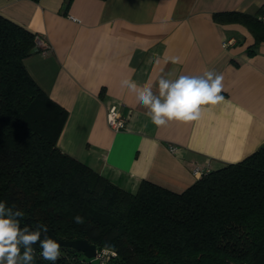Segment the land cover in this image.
Returning <instances> with one entry per match:
<instances>
[{
	"label": "crops",
	"instance_id": "1",
	"mask_svg": "<svg viewBox=\"0 0 264 264\" xmlns=\"http://www.w3.org/2000/svg\"><path fill=\"white\" fill-rule=\"evenodd\" d=\"M262 6L264 0H0V14L49 46L24 63L67 111L61 151L128 191L148 179L180 192L264 142V42L255 44L246 25L213 16L255 14ZM206 70L223 76V100L202 106L197 121L157 127L136 94L121 86L130 78L158 95L162 76ZM113 103L129 111L125 129L107 124Z\"/></svg>",
	"mask_w": 264,
	"mask_h": 264
},
{
	"label": "trees",
	"instance_id": "2",
	"mask_svg": "<svg viewBox=\"0 0 264 264\" xmlns=\"http://www.w3.org/2000/svg\"><path fill=\"white\" fill-rule=\"evenodd\" d=\"M262 7L213 16L246 25L257 44L264 42L256 17ZM37 37L0 14V201L25 213L21 226L44 224L61 239H86L99 251L113 245L117 255L107 264H264V142L180 192L148 179L134 192L123 189L58 148L67 111L24 63L38 51ZM76 215L82 225L73 222ZM34 247V264H51ZM88 262L99 264L61 246L55 264Z\"/></svg>",
	"mask_w": 264,
	"mask_h": 264
},
{
	"label": "clouds",
	"instance_id": "3",
	"mask_svg": "<svg viewBox=\"0 0 264 264\" xmlns=\"http://www.w3.org/2000/svg\"><path fill=\"white\" fill-rule=\"evenodd\" d=\"M173 63H180V57H173ZM223 76L212 70L202 75H181L176 79L163 76L158 81V95H154L152 86L146 83L138 85L130 78L121 81V86L136 94L137 101L148 111L147 115L157 127L166 126L171 121L191 122L201 117L202 106L216 105L223 100ZM25 213L15 205L8 206L0 201V264H34L36 249L39 245L40 257L55 264L60 257V243L47 235L48 228L37 224L35 229L21 226ZM78 225L84 223L80 215L73 217ZM44 239H41V235ZM117 255L114 246L105 244L97 253L102 264Z\"/></svg>",
	"mask_w": 264,
	"mask_h": 264
},
{
	"label": "built area",
	"instance_id": "4",
	"mask_svg": "<svg viewBox=\"0 0 264 264\" xmlns=\"http://www.w3.org/2000/svg\"><path fill=\"white\" fill-rule=\"evenodd\" d=\"M257 19L264 23V6L262 10L257 14ZM73 18V17H72ZM75 19V18H73ZM37 44L39 46L38 52L44 54L49 50V46L43 38L37 37ZM230 44V40L224 41L222 43L223 46H227ZM129 119V111H125L123 104H110L106 110V121L108 126L115 131L125 129L127 127V122ZM174 146H171V150H174ZM99 250H96V255L93 258H88L89 260H98L99 264H102V260L97 257V253ZM88 262L87 264H89Z\"/></svg>",
	"mask_w": 264,
	"mask_h": 264
},
{
	"label": "water",
	"instance_id": "5",
	"mask_svg": "<svg viewBox=\"0 0 264 264\" xmlns=\"http://www.w3.org/2000/svg\"><path fill=\"white\" fill-rule=\"evenodd\" d=\"M47 235L56 239L60 243L61 246L72 247L82 252L86 258H93L96 255V250H97L96 245L93 243H90L86 239L78 238V239H72V240H64V239L57 237L49 229H48ZM43 238H44V235H43Z\"/></svg>",
	"mask_w": 264,
	"mask_h": 264
},
{
	"label": "rangeland",
	"instance_id": "6",
	"mask_svg": "<svg viewBox=\"0 0 264 264\" xmlns=\"http://www.w3.org/2000/svg\"><path fill=\"white\" fill-rule=\"evenodd\" d=\"M93 264H97V262H94Z\"/></svg>",
	"mask_w": 264,
	"mask_h": 264
}]
</instances>
